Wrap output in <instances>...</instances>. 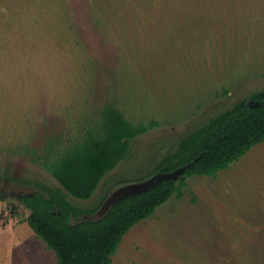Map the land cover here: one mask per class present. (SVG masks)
Masks as SVG:
<instances>
[{"label": "rangeland", "instance_id": "374dc122", "mask_svg": "<svg viewBox=\"0 0 264 264\" xmlns=\"http://www.w3.org/2000/svg\"><path fill=\"white\" fill-rule=\"evenodd\" d=\"M263 88L264 0H0V264H57L18 197L61 189L43 163L101 134L106 108L154 125L89 199L67 196L84 211ZM186 182L111 264H264V142Z\"/></svg>", "mask_w": 264, "mask_h": 264}, {"label": "trees", "instance_id": "16d2710c", "mask_svg": "<svg viewBox=\"0 0 264 264\" xmlns=\"http://www.w3.org/2000/svg\"><path fill=\"white\" fill-rule=\"evenodd\" d=\"M250 99L258 105L249 106ZM250 99L239 100L230 109L209 118L183 138L176 150L155 168L156 173L171 172L190 164L182 175L128 196L102 218L90 220L83 217L96 210H80L67 196L89 199L103 177L130 156V141L154 125L131 124L120 111L106 108L101 134L88 132L81 142L43 163L61 189L41 186L47 196L42 192L20 194L19 200L30 210L25 221L36 237L55 252L57 264H111V257L126 232L150 218L171 196L181 198L187 186L186 178L215 177L252 147L264 142V88ZM16 214L13 208L11 215Z\"/></svg>", "mask_w": 264, "mask_h": 264}, {"label": "water", "instance_id": "95a60500", "mask_svg": "<svg viewBox=\"0 0 264 264\" xmlns=\"http://www.w3.org/2000/svg\"><path fill=\"white\" fill-rule=\"evenodd\" d=\"M248 104L249 106L254 107L258 105V102L253 99H250L248 101ZM188 166H190V164L181 166L171 172L155 173L154 175L140 182L129 183L119 186L107 197V199L103 202L99 210H97L94 214L86 215L83 218L90 220L102 218L109 211V209L114 206L117 202L123 200L128 196H134L146 192L157 186L162 181L178 178L180 175H182V173Z\"/></svg>", "mask_w": 264, "mask_h": 264}, {"label": "flooded vegetation", "instance_id": "af4514ba", "mask_svg": "<svg viewBox=\"0 0 264 264\" xmlns=\"http://www.w3.org/2000/svg\"><path fill=\"white\" fill-rule=\"evenodd\" d=\"M2 193V192H1ZM22 194V193H21ZM20 196V195H19Z\"/></svg>", "mask_w": 264, "mask_h": 264}]
</instances>
